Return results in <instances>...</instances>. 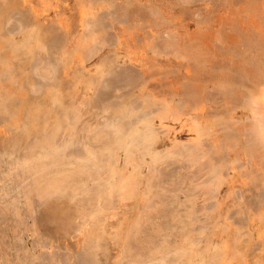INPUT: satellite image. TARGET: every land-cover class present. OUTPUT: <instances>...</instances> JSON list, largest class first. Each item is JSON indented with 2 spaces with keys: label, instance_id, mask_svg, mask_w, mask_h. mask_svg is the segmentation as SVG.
I'll use <instances>...</instances> for the list:
<instances>
[{
  "label": "rangeland",
  "instance_id": "1",
  "mask_svg": "<svg viewBox=\"0 0 264 264\" xmlns=\"http://www.w3.org/2000/svg\"><path fill=\"white\" fill-rule=\"evenodd\" d=\"M12 1L7 3L5 0H0L1 13L4 10L10 12L4 14L6 17L0 13V20L3 21H0V164L4 166L13 165L8 170L11 172L10 178H14V181L18 183L16 185L18 188L23 185L21 180L25 177L28 178L25 182L26 185L29 182L32 187L34 185L39 187V184L44 188L46 186L44 196L49 199L45 198L50 205H46L48 202L45 204L43 207L45 215L41 211L38 219L42 216V220H38V222H41L40 225H42L47 221L48 223L45 224L50 226L47 227V230L45 229L46 225H43L44 231L40 227V229H36L38 232L35 230L36 222L32 223V220L29 222L31 230H27L28 232L22 230L23 227L20 228L22 231H18L19 228L17 230L13 226L12 230L14 229V231L11 230V237L7 238L8 242H26L28 249L33 248L34 242L35 244L39 243L36 245L38 248L34 251L37 259H35V264H44V261L39 257L44 254H49L50 257L51 253L58 250L60 254L62 252L69 255L71 252L70 255H72L76 252L74 249L81 248L78 247L80 245L77 243L80 235L79 232L68 230L67 227L74 225V220L79 221L81 212H84L83 209L91 208L94 210L90 209L91 211L102 215L101 221L104 217V222H101L102 225L100 223V226L106 227L107 223L106 228L108 230L114 228L112 231H115L116 227L124 225V227L131 228L141 236L144 253L142 254V264H264V117H262V115L264 116V0H133L132 5H128L123 0H117L115 3L119 8L112 7V9L118 8L117 12L111 10L109 6L107 7L108 0H104L106 3L104 1L100 3V0L98 2L96 0ZM137 1H140L141 4ZM98 3L100 5H97ZM119 3L127 4L130 6V10L133 8L135 13L129 10V13L133 12L130 13V16L128 13L120 12ZM138 4L140 5L138 6ZM10 5L12 6L11 9L8 8ZM108 5H110L109 2ZM150 7L156 8L155 11L154 9L153 11L150 10ZM109 8L112 14L109 12ZM147 9L149 14H147ZM146 11L147 15H141ZM94 12H101L102 16L106 14L105 17L103 16L106 20H102L101 14L95 15ZM115 12L119 19L122 17L120 23L117 21L121 25L112 22L114 19L118 20ZM136 12L139 21L136 20ZM152 12L154 13L152 14ZM8 14L10 19L7 18ZM126 15H129L130 19ZM95 16H100L98 18L101 21L95 19ZM107 16L110 18L107 19ZM123 16L125 17L123 18ZM20 17L21 23L22 21L27 24L30 22L28 25L33 28L36 27L39 31H41V26L50 30V34L56 32L52 37H56L57 34L61 37L56 38L62 39L63 42L60 40L59 44L53 42L54 45L57 44L54 46L57 48L53 49L52 43L50 48L53 50L49 48L48 51L47 46L42 45V47L47 48L43 50L38 43L27 45L29 47L22 50L20 46L26 38L21 39L24 38V35L22 34L23 37H21L22 35L18 34L20 33L19 29L16 33L8 34V36L5 34L6 31H8L7 33L12 32L17 26L21 27L19 26L21 25L20 22L15 23V20L18 19L19 21ZM126 17L128 20H133L134 17V20L128 21ZM111 18H113L112 21ZM93 20L96 21L94 24ZM87 21H89L88 23L92 22L91 25ZM102 21L107 22L104 24ZM126 21L131 23L128 24ZM91 28L93 29L92 34L94 31L97 38L91 34ZM96 28L101 31H98L100 35H97ZM103 34L105 38L102 36ZM109 34L110 37H108ZM169 37L170 39L175 37V41L178 39L180 48L177 47L178 44L173 39H171L173 41L170 40V44L175 42V46L169 44L168 47L164 39ZM97 39H100L102 44H99L101 42ZM197 39L199 40L197 41ZM192 40L196 43L194 47L193 44L195 45V43ZM21 41L23 42L19 44L18 42ZM191 41L192 43H190ZM158 42H161L160 46ZM93 43L95 44L93 45ZM153 44L154 46H152ZM163 44L166 45L163 46ZM256 45L259 46L256 47ZM190 46L194 49L192 50ZM184 48L190 51L186 49L187 54H184ZM161 51H166V54ZM201 52H205V56ZM190 55L194 59L193 62ZM108 56H110L109 58L113 56V59L117 58L115 59L116 62L114 61L116 64L110 61L107 63ZM200 57L203 58L200 59ZM189 58L191 59L189 60ZM102 60H106L107 64ZM253 61L256 62V65L259 62L257 65L259 70ZM103 62L105 63L104 67L102 66ZM108 64H118L117 68L122 70L115 69L116 66H107ZM201 65L203 66L201 67ZM110 67H113L111 69H115V72L123 71L124 68H131L135 71L137 78H139V74L143 75H140L142 81L147 77V81H144L148 83L143 81L145 84L142 82V84H137L139 79L135 82L136 85H142V89L145 88L143 97L148 94L145 97L149 99L145 97L143 100H139L142 97L137 99L140 104L144 105L145 103L143 109H148L150 106L151 109L154 108L153 111L156 110L153 115L149 116L153 124L149 125L143 119L139 124V128H141L139 134L145 135L142 140L144 143L142 142L140 145L139 151V156L143 155L144 157V160H140L142 162L136 155H134L135 157L129 155L130 152L128 151L119 149V151L114 152L111 148L115 142L119 141L121 129L124 130L127 125H124V122L128 123L135 120L137 117L135 114L138 111L132 112V115L127 117L122 114L124 119L119 118L121 116L119 113L117 115L119 128H117L110 126L112 125L110 117L113 115L108 113L112 111L104 112L105 115H103L101 112L100 114L97 113L96 109L87 107V104H93L96 101V97L98 98L96 93L100 94V88L104 85L102 89L104 90L106 87L104 82H100V87L97 78L100 79L101 75L104 77V74L111 77L112 73H115L113 71L111 73ZM106 70L109 74L106 73ZM249 73L252 74V76L249 75L252 82L247 81ZM92 76L95 79L92 80ZM110 77H105L104 80ZM238 78L244 79V82L247 81L245 84H250H247L248 86L240 85ZM225 79L236 83L234 87H231L234 90H227L224 86L219 87L221 86L219 83ZM94 80L97 82H93ZM215 81L216 83H214ZM135 83L133 86L138 87L134 85ZM54 84H57V88L62 87L61 96L64 102L68 103L69 106L72 104L70 106L72 108H67L63 113H60L62 116L60 114L58 116L55 111H52L60 102L63 105L62 100L56 104L57 101L54 102L50 99L52 97L51 94L49 95L48 88ZM95 84L96 87L93 86ZM134 87H129V89L132 90ZM140 88H134L135 92L138 90L137 94H139ZM187 89L192 91L190 93L188 91L189 94H187ZM251 89L255 94L254 98L249 93ZM182 92L184 93L182 94ZM117 93L118 96L122 92L117 90ZM171 93L176 95L173 96ZM149 94L154 96L153 100L156 101H154V105H151L153 101H150L152 96ZM194 95L197 96L193 97ZM196 97L197 99L194 100ZM256 97L258 100L263 99L258 101ZM173 99L178 102L175 103ZM149 101L150 105L147 104ZM253 101L257 102L254 103ZM105 105L109 106L108 103ZM179 105L182 109H179ZM58 106L64 108L63 106L60 107L61 105ZM178 106L179 108H176ZM103 107L106 108V106ZM254 110H257L256 113ZM113 112L116 118L115 112L117 111L114 110ZM121 118L123 119L122 122H120ZM216 118H219V121H216ZM208 123L211 126L209 128L211 131L204 129ZM261 123L262 125H260ZM123 125L124 127L121 128ZM226 125L227 127H225ZM151 128L155 132H152V137L149 135ZM231 129L233 131L230 132ZM108 133L112 137L108 136ZM113 137H115V141L110 139ZM90 140L93 142L91 144L93 147L94 144L97 146L99 144L98 147L96 146V150L92 146L90 147ZM249 141L252 142L251 145ZM55 142L57 146H55ZM51 143L54 145L52 146ZM206 145L209 148L214 146L215 149L211 148V152L205 153V150L208 149V146L205 148ZM48 147L50 150L51 148L54 150L48 151V154L45 155L38 154L39 150H47ZM189 148L191 149L189 150ZM91 149H94V152L93 150L89 152ZM108 149H112L110 152L113 151V155L116 154L114 159ZM184 152L186 153L184 154ZM72 153L82 156L75 157ZM91 153L99 158L102 157L99 165L94 164L96 162L95 155L93 156ZM153 155L159 156L161 161L159 159L157 162L154 161L157 158ZM211 157L212 159H210ZM215 157L219 160L222 159L220 164L223 162L226 164L228 161L227 168L223 169L220 178L215 176L213 172V169L215 171L213 161ZM217 159L215 162L218 161ZM86 164L87 166H85ZM88 164L92 165L88 167ZM220 164L218 163V165ZM91 166L92 170L90 169ZM117 166H119L118 169ZM158 168L165 170L159 174ZM0 169V178L7 176V169L1 166ZM88 169L91 172H88ZM171 169H174V172ZM163 171L167 175L170 172V176H167ZM172 173H175V176ZM161 174H165L164 176L167 178L162 177ZM35 182L40 183L35 184ZM25 183L23 186L26 188L20 187L18 189L15 186L16 192L21 190L20 192L23 193L22 191L25 189L27 193L31 191V197L36 198L39 193L35 191L37 186L35 189H33L34 187L31 189V186L27 188ZM114 184L116 185L111 186ZM42 186L40 188H43ZM37 191L39 190L37 189ZM56 198L58 202H55ZM162 198H166L167 203L170 200L172 203L169 202V204L172 205L165 206L167 203ZM80 201L82 202L79 204ZM162 205H164L163 210L160 208ZM86 206L87 208H84ZM165 207L166 209H164ZM69 213L76 215L74 214L72 217ZM43 216L48 220L44 219ZM64 216L67 217L66 220L72 217L71 223L73 224L69 223L70 221H67L68 224H66V217L64 218ZM96 219L94 224L97 225L100 219L97 222ZM0 224L6 227L3 222ZM65 224L68 226L65 227ZM51 226L56 227L54 231L51 230L53 228ZM45 230L53 233L51 232L49 235ZM41 232L46 233L40 234ZM72 232L74 233L72 234ZM41 238L43 239L42 242L50 244L47 248H41L42 242L37 243ZM75 243L77 244L75 245ZM113 248L111 250L110 248H106V250L103 248L104 251L98 249L100 253L103 252L104 258L109 256V263L107 264L116 262L117 251ZM6 249H9V252ZM0 251H7L9 258L14 261L17 260L16 249L4 246L0 248ZM107 252L108 254L111 252V254L107 255ZM19 255L21 256L22 253ZM46 255L44 256L47 257ZM49 257L47 258L49 259ZM69 262L68 264H73V261ZM57 264H61V262Z\"/></svg>",
  "mask_w": 264,
  "mask_h": 264
},
{
  "label": "bare ground",
  "instance_id": "2",
  "mask_svg": "<svg viewBox=\"0 0 264 264\" xmlns=\"http://www.w3.org/2000/svg\"><path fill=\"white\" fill-rule=\"evenodd\" d=\"M94 1V0H93ZM97 2H98V0H96ZM104 0H100V3L101 2H103ZM105 1H107V0H105ZM104 1V3H106ZM115 1L117 2V0H108L107 1V7L109 6L110 8H111V10H118V6H116V3H115ZM121 1V0H120ZM123 1H125L126 3H128V5H132V3H133V0H123ZM148 1V0H147ZM5 2H13L12 0L10 1V0H5ZM108 2L110 3V5H108ZM135 2V1H134ZM137 2H140V1H137ZM145 2V1H144ZM151 2V1H150ZM6 3V4H7ZM83 3V2H82ZM93 3V2H92ZM149 3V2H148ZM147 3V4H148ZM152 3V2H151ZM187 3V2H186ZM189 3V2H188ZM14 4V3H13ZM13 4H11V5H13ZM18 4V3H17ZM120 4V3H119ZM118 4V5H119ZM140 4H141V2H140ZM140 4H138V6L140 5ZM146 4V3H145ZM145 4H144V6H145ZM150 4V3H149ZM148 4V5H149ZM5 4H3V6H4ZM9 5V4H8ZM10 5V7H8L9 9H11V6ZM15 5V4H14ZM97 5H100L99 3L97 4ZM102 5V4H101ZM127 4H123V3H121L120 4V12H124V13H128L129 15H130V13H133L134 11H133V8H132V10H130V6H128ZM143 5V4H142ZM141 5V6H142ZM91 6L92 7H94L92 4H91ZM103 6V5H102ZM102 6H97V7H102ZM118 7L117 9L116 8H114V9H112V7ZM137 6V5H136ZM153 6V5H152ZM2 7V6H1ZM4 7H6V5L4 6ZM96 7V6H95ZM134 7V6H133ZM102 8H104V10L106 11V9H105V7L103 6ZM110 8H109V10H110ZM121 8H122V10H121ZM167 8V7H166ZM8 9V10H9ZM150 10H152L153 11V9H154V11H155V9L156 8H152V7H150L149 8ZM1 10V9H0ZM99 10V9H98ZM111 10L109 11L111 14H112V12H111ZM133 11V12H128V11ZM134 10H135V8H134ZM141 10V9H140ZM145 10V9H144ZM3 11V10H2ZM101 11V10H100ZM104 11V12H105ZM147 11H148V9H147ZM147 11L144 13V14H141V15H145L146 13H147ZM161 11V10H160ZM9 11H7V10H4L2 13H1V11H0V13L2 14V16L3 17H6V16H4V14H6V13H8ZM107 12V11H106ZM117 12V11H116ZM115 12V13H116ZM142 13H143V11H141ZM151 12V11H150ZM10 13V12H9ZM11 13H13L12 11H11ZM91 13V12H90ZM90 13H88V14H90ZM96 13V14H95ZM99 13V12H98ZM97 12H94V14L95 15H97L98 14ZM115 13H113V14H115ZM135 13V12H134ZM140 13V12H139ZM154 12H152V14H153ZM157 13V12H156ZM99 14H101V16H102V13L100 12ZM98 14V15H99ZM108 14V13H107ZM110 14V16H112ZM122 15V13H119V15ZM147 14H149V11H148V13ZM146 14V15H147ZM104 15H106V14H104ZM103 15V16H104ZM116 15H117V13H116ZM129 15H126L127 17L129 16ZM137 15V12H136V14H135V16ZM140 15V14H139ZM156 15V14H155ZM11 16V15H10ZM101 17L102 18V20L103 19H105L104 17ZM109 16V15H108ZM107 16V17H108ZM114 16V15H113ZM131 16V15H130ZM130 16H129V19H130ZM22 17V16H21ZM21 17H20V20L18 21V19L17 20H15V23H18V22H20V24L21 25H19V26H21V27H16L15 29H11L12 30V32H10V33H7L8 31H6L5 32V34H7L6 36H8V34H11V33H16V31H18V29H19V32L20 33H18V34H20V35H24V38H21V39H25V40H23V41H21V42H18L19 44H21L22 42V44H21V46H20V48L22 49V50H25V48L26 47H29L31 44H33V43H38L39 44V46H41L42 47V45H44L45 47L47 46L48 47V49L47 48H45V47H42L41 49H43V50H45V49H47V51L49 50V48L50 47H52V46H50V44H52L53 42L54 43H58L59 44V40H58V38H56V37H61V36H57V34H56V37H52L53 35H54V33H56V32H54V33H52V34H50V30H47L46 28L44 29V28H42L41 26H40V30L41 31H39L36 27V29L35 28H33L31 25H28L26 22H24V21H22V23H21ZM99 18H100V16H98ZM98 17H94L95 19L97 18L98 20H100ZM115 17V16H114ZM113 17V18H114ZM125 16H123V18H124ZM127 17H126V19H127ZM138 15H137V18H136V20L137 21H139L138 20ZM141 17V16H140ZM7 18H9V14L7 15ZM24 18V17H23ZM110 17H108L107 19H109ZM113 18H111V21L113 20ZM122 17H120V19H121ZM142 18V17H141ZM5 18H3V20H4ZM10 19V18H9ZM14 19H16V18H14ZM117 19L118 20H116V19H114V21H112V22H116L117 23V21H119V23L121 22V20L119 19V16L117 15ZM125 19V20H126ZM23 20V19H22ZM90 20H92V19H90ZM98 20H97V22H98ZM106 20V19H105ZM128 20V19H127ZM132 20V19H131ZM131 20H128V21H131ZM133 20H134V17H133ZM132 20V21H133ZM145 20V19H144ZM146 20H148L147 18H146ZM160 20V19H159ZM0 21H2V20H0ZM5 21H6V19H5ZM5 21H4V23H5ZM8 21V20H7ZM10 21V20H9ZM25 21H26V18H25ZM101 21V20H100ZM108 21H110V20H108ZM128 21H126V22H128ZM3 22V21H2ZM89 21H87V23H88ZM93 22V24H94V22H96V21H92ZM92 22H90V23H92ZM103 22V21H102ZM107 22V21H106ZM106 22H103L104 24L106 23ZM154 22V21H153ZM1 23V22H0ZM4 23H2V24H4ZM14 23V24H15ZM26 23V24H25ZM36 23V22H35ZM90 23H88V24H90ZM99 23V22H98ZM97 23V24H98ZM119 23H117V24H119ZM124 23H125V21H124ZM124 23H122V24H124ZM129 23H131V22H128V24ZM132 23H135V22H132ZM136 23H138V22H136ZM14 24H13V26H14ZM34 24V23H33ZM113 24V23H112ZM148 24V23H147ZM17 25V24H16ZM27 25V26H26ZM91 25V24H90ZM89 25V26H90ZM101 25H103V24H101ZM119 25H121V24H119ZM125 25V24H124ZM31 26V27H30ZM33 26H35V25H33ZM36 26H38V25H36ZM50 26V25H49ZM93 26V25H92ZM95 26V25H94ZM98 26V25H97ZM104 26V25H103ZM107 26V25H106ZM105 26V27H106ZM111 26V25H110ZM116 26V25H115ZM0 27H1V25H0ZM2 27H6V26H2ZM39 27V26H38ZM100 28H101V26H99ZM167 27V26H166ZM26 28V29H25ZM31 28H32V30H31ZM103 29H105L104 27H102ZM112 28V27H111ZM118 28H119V26H118ZM140 28H141V26H140ZM150 28V27H149ZM103 29H102V31H103ZM107 29V28H106ZM105 29V30H106ZM116 29V28H115ZM114 29V30H115ZM135 29V28H134ZM137 29V28H136ZM2 30V29H1ZM92 28H91V34H92ZM96 32H98V31H100V30H98L97 28H96ZM120 30V29H119ZM151 30V29H150ZM21 31H22V33H21ZM101 32V31H100ZM100 32H98V34L97 35H100L99 33ZM125 33V32H124ZM93 34L95 35L96 33L93 31ZM92 34V35H93ZM104 34H106V33H104ZM104 34L102 35L103 37H104ZM117 34V33H116ZM119 34H121V33H119ZM143 34V33H142ZM152 34V33H151ZM23 35L21 36V37H23ZM158 35V34H157ZM169 35V34H168ZM2 36V35H1ZM5 36V35H4ZM5 36V37H6ZM72 36V35H71ZM74 36V35H73ZM101 36V37H102ZM108 36V35H107ZM14 37V36H13ZM95 38H97V36L95 35L94 36ZM100 37V36H99ZM108 37H110V34H109V36ZM111 37H112V35H111ZM117 37V36H116ZM127 37V36H126ZM167 37V36H166ZM170 37H171V35H170ZM170 37L167 39L168 41H169V43H168V41L166 40V39H164L165 40V43L166 44H168L167 46L169 47V44H170V40L171 39H173V38H171L170 39ZM173 37V36H172ZM7 38V37H6ZM90 38V37H89ZM105 38V37H104ZM118 38V37H117ZM162 38V37H161ZM115 39V38H114ZM163 39V38H162ZM174 39H175V37H174ZM173 39V40H174ZM13 40V39H12ZM11 40V41H12ZM62 40V39H61ZM60 40V42H63V41H61ZM64 40V39H63ZM67 40V39H66ZM98 41L100 40V39H97ZM101 40H103L102 38H101ZM101 40H100V42H101ZM106 40V39H105ZM138 40V39H137ZM173 40H171V41H173ZM199 39H197V41H198ZM134 41V40H133ZM167 41V42H166ZM175 41V40H174ZM177 41H178V39H177ZM177 41H175V42H177ZM180 41V40H179ZM188 41V40H187ZM193 41V40H192ZM192 41L190 42V43H192ZM80 42V41H79ZM106 42V41H105ZM107 42H108V40H107ZM109 42H110V40H109ZM164 42V41H163ZM174 42V43H175ZM189 42V41H188ZM15 43V42H14ZM17 43V42H16ZM54 43L52 44L53 45V49L54 48H57V47H54V46H56V45H54ZM114 43V42H113ZM159 43V42H158ZM161 43V42H160ZM159 43V46L161 45ZM170 44V46L171 45H174L175 46V44ZM186 43V42H185ZM193 43H195L194 41H193ZM95 43H93V45H94ZM99 44H102V42L101 43H99ZM99 44H97V45H99ZM105 44V43H104ZM108 44V43H107ZM165 44V45H166ZM177 44H178V42H177ZM184 44V43H183ZM199 44H201V43H199ZM199 44H197L198 46H200ZM27 45H29V46H27ZM136 45V44H135ZM134 45V46H135ZM164 44H163V46H165ZM181 45H182V43H181ZM185 45V44H184ZM67 46V45H66ZM81 46V45H80ZM131 46V45H130ZM152 46H154V44L152 45ZM158 46V45H157ZM174 46H173V48H174ZM183 46V45H182ZM181 46V47H182ZM194 46H196V43H195V45L193 44V47ZM250 46V45H249ZM253 46V45H252ZM259 46V45H258ZM257 45H256V47H258ZM60 47H61V45H60ZM100 47H105V46H100ZM133 47V46H132ZM131 47V48H132ZM178 48H180L179 47V44H178V46H177ZM191 47V46H190ZM38 48V47H37ZM45 48V49H44ZM52 48H50V49H52ZM157 48V47H156ZM155 48V49H156ZM200 48H202V47H200ZM205 48V47H204ZM250 48H252L251 46H250ZM27 49H29V48H27ZM26 49V50H27ZM52 49V50H53ZM100 49V48H99ZM99 49H98V52H99ZM152 49H154V48H152ZM187 49V48H186ZM185 48H184V52H185V50H186ZM190 49V48H189ZM191 49L193 50L194 48H192L191 47ZM35 50H38V49H36L35 48ZM102 50V49H101ZM165 50H167V49H165ZM169 50H171V49H169ZM188 50V49H187ZM197 50H198V48H197ZM200 50V49H199ZM46 51V52H47ZM153 51V50H152ZM181 51H183L182 49H181ZM188 51H190V50H188ZM195 51V50H194ZM203 51H205V50H203ZM24 52V51H23ZM95 52H97V51H95ZM161 52H163L164 54H166V51H161ZM160 52V53H161ZM196 52V51H195ZM206 52V51H205ZM204 52V53H205ZM32 53V52H31ZM34 53V52H33ZM45 53V52H44ZM50 53H51V51H50ZM156 53V52H155ZM160 53H158L159 55H160ZM188 53H190V52H188ZM194 53V52H193ZM201 53H203V52H201ZM203 53V54H204ZM27 54V53H26ZM162 54V53H161ZM168 54V53H167ZM172 54H173V51H172ZM181 54V53H180ZM184 54H187V51L184 53ZM205 54H207V52L205 53ZM205 54H204V56H205ZM4 55V54H3ZM116 55V54H115ZM202 55V54H201ZM259 55V54H258ZM257 55V56H258ZM87 56V55H86ZM191 56V55H190ZM208 56V55H207ZM110 56H108L107 58H108V61H107V63L110 61L111 63H115L116 62V60L115 59H117V58H115V59H113V56L111 57V58H109ZM118 57V56H117ZM182 57V56H181ZM31 58V57H30ZM118 58H120V57H118ZM191 58H192V56H191ZM191 58H189V60L191 59ZM201 58H203V57H200V59ZM205 58V57H204ZM104 59H106V57H104ZM124 59V58H123ZM188 59V58H187ZM196 59H198V58H196ZM252 59V58H251ZM250 59V60H251ZM107 60V59H106ZM106 60H102V61H104L105 63H106ZM119 60V59H118ZM194 61V59L192 58L191 59V61ZM203 60H205V59H203ZM207 60H208V58H207ZM2 61V60H1ZM115 61V62H114ZM170 61V60H169ZM192 61V62H193ZM196 61V60H195ZM202 61V60H201ZM200 61V62H201ZM255 61V60H254ZM253 61V62H254ZM103 62V67L105 66L104 63ZM210 62V61H209ZM253 62H252V64H253ZM258 62V61H257ZM106 63V64H107ZM202 63H204V62H202ZM206 63V62H205ZM255 63V65H256V62H254ZM261 63V62H260ZM116 64V63H115ZM112 65V66H116V68L115 69H120V68H117L118 66V64L117 65ZM201 64V63H200ZM199 64V65H200ZM258 64H259V62H258ZM257 64V65H258ZM21 65V64H20ZM24 65V64H23ZM111 65H107V66H111ZM256 65V66H257ZM25 66V65H24ZM101 66V65H100ZM196 66H198V65H196ZM203 65H201V67H202ZM252 66V65H251ZM36 67V66H35ZM124 67V66H123ZM252 67H254V65L252 66ZM258 67V66H257ZM19 68V67H18ZM111 68H113V67H110V69ZM122 68V67H121ZM127 68H129L128 66H127ZM137 68V67H136ZM256 68V67H255ZM114 69V70H115ZM254 69V68H253ZM257 69V68H256ZM107 70L109 71V69L107 68ZM107 70H106V73H108L107 72ZM114 70H112L111 69V73H112V71L113 72H115ZM120 70H122V69H120ZM257 70H259V67H258V69ZM17 71H18V69H17ZM256 71V70H255ZM261 71V70H260ZM135 71L134 70H131V68L130 69H126V68H124L123 69V71H116L114 74L112 73V76L110 77V75L108 76L107 74H104L105 76L103 77V75H101L102 77H103V79H102V77L99 79V78H97L99 81V84H100V87H101V83L100 82H104V83H106L105 85H106V87L104 88V90H102L103 89V87H104V85H103V87H99L101 90H99L100 91V94L98 95V92L96 93V95L98 96V98L96 97V95H95V97H96V101H94L95 102V104H94V102H93V104L91 103H89V104H87V107L89 108V107H91V108H94V109H96L97 110V113H99L100 114V112H101V114H103V115H105L104 114V112L105 113H107V112H111V113H108V114H112L113 116L112 117H110L111 118V124L112 125H110V126H116L117 128H119L118 127V123H117V118H118V114L119 113H121L120 115L121 116H119V118L120 117H122L123 119H124V117H127V116H130V115H132L131 113L132 112H137L135 115L137 116L136 117V119L135 120H133V121H130V122H128V123H126V122H124L125 124L124 125H126V127L124 128V130H122L121 129V134H119L120 135V137H119V141L118 142H115V145L113 146V147H111L113 150H114V152L116 151V150H118L119 151V149H123V150H125V151H128V152H130L129 153V155L131 154V156L132 157H135L134 155H136V157L139 159V161L140 160H144L143 158V155L141 156H139V151H140V145L142 144V140H143V138L145 137V135L143 136V134L141 133V134H139L140 133V129L141 128H139V124H141L140 122H141V119H143L147 124H153V122H152V119L149 117L150 115H153L154 113H155V111H153V109H151L150 108V106H148V109H143V106L145 105V103H144V105H142V103L140 104L139 102H138V100L137 99H139V98H141L142 97V99H139V100H143L144 99V97L145 96H148V94L147 95H144V97L142 96V94L144 93L143 91L145 90V88H143L142 89V83H143V81L144 80H146V78L147 77H145L144 78V80L142 81L141 80V78H140V75H142V74H139L138 76H139V78H137V75L135 76V73H134ZM254 72V71H253ZM79 73V72H78ZM103 74V73H102ZM109 74V73H108ZM247 74V73H246ZM150 75V74H149ZM153 75V74H152ZM209 75H210V73H209ZM244 75V74H243ZM242 75V76H243ZM249 75H251L252 76V74H248V80L247 81H249L250 79V76ZM91 76V75H90ZM143 76V75H142ZM147 76V75H146ZM211 76H213V75H211ZM245 76V75H244ZM27 77H29L28 75H27ZM26 77V78H27ZM93 78H92V80L93 79H95L94 78V76H92ZM105 77H110L109 79H106V80H104V78ZM264 77V76H263ZM91 78V77H90ZM210 78V77H209ZM213 78V77H212ZM243 78V77H242ZM60 79V78H59ZM138 79H139V81H138ZM239 79V78H238ZM247 79V78H246ZM252 79V78H251ZM55 80V79H54ZM101 80V81H100ZM102 80H104V81H102ZM191 80V79H190ZM203 80V79H202ZM223 80V79H222ZM244 79H239V81H241V82H239L238 81V83H240V85L242 84L243 86L245 85V86H248L247 84H250V83H246L245 84V82H247V81H243ZM90 81H91V79H90ZM138 81V83L137 84H139V83H141L140 85L141 86H139V85H136V83L135 82H137ZM147 81V80H146ZM146 81H144L145 83H148V82H146ZM149 81V80H148ZM220 81V80H219ZM243 81V82H242ZM251 81V80H250ZM93 82H97L96 80H94ZM93 82H92V84H93ZM190 82V81H189ZM188 82V83H189ZM221 82V81H220ZM252 82V81H251ZM57 83V82H56ZM59 83V82H58ZM133 83H135L134 85H136V86H138L139 88H140V92H139V94H137V92H138V90H137V92H135V89L136 88H138V87H134L133 86ZM145 83H143V84H145ZM214 83H216V81L214 82ZM217 83H219V82H217ZM64 84V83H63ZM96 84H98V83H96ZM96 84L95 85H93L94 87H96ZM191 84V83H190ZM221 86H219L220 88H222V86H224L225 88H227V90L228 89H230V90H234V89H231V87H234V85H236V83H232V81L230 82L229 80H224V81H222L221 83H219ZM57 85V84H56ZM55 84L52 86V87H50V88H48V92H49V95L51 94V97L52 98H50V99H52V100H54V102L55 101H57L56 102V104L59 102V101H63V105H62V103L60 102V104H58V105H61L60 107H64V108H59V106L57 105V106H55L54 107V109H52V111L54 112L55 111V114H57L58 116H59V114L60 113H63L67 108H72V107H70V106H72V104L69 106V104L68 103H65L64 102V99L62 98V96H61V93H62V87L60 86V87H58L57 88V86H56ZM59 85V84H58ZM63 86V85H62ZM93 86H91V87H93ZM99 86V85H98ZM189 86H191V85H189ZM215 86V85H214ZM129 87H134L132 90H130L129 89ZM192 87V86H191ZM198 87V86H197ZM216 87V86H215ZM218 87V86H217ZM250 87V86H249ZM61 88V89H60ZM187 88V87H186ZM199 88V87H198ZM219 88V89H220ZM87 89V88H86ZM95 89H97V88H95ZM190 89H193V88H190ZM197 89V88H196ZM195 89V90H196ZM200 89V88H199ZM117 90L118 91H120V92H122L120 95H116V94H118L117 93ZM172 90V89H171ZM174 90V89H173ZM172 90V91H173ZM226 90V89H225ZM248 90H249V88H248ZM183 91H185V90H183ZM189 91V89H187L186 90V93ZM192 91V90H191ZM191 91H189V93L191 92ZM203 91V90H202ZM256 91V90H255ZM47 92V93H48ZM193 92H195V91H193ZM197 92H199L198 90H197ZM197 92H195L196 94H197ZM229 92H234V91H229ZM184 92H182V94H183ZM189 93H187V94H189ZM249 93H250V95H252L251 97L252 98H254L255 97V94H253L254 92L252 91V89L249 91ZM166 94V93H165ZM170 94V93H169ZM173 96L174 95H176L175 93H171ZM186 94V95H187ZM194 94V93H193ZM192 94V95H193ZM230 94V93H229ZM258 94V93H257ZM262 94V93H261ZM150 95V94H149ZM185 95V94H184ZM197 95H199V94H197ZM197 95H194L193 97H195V96H197ZM226 95H227V93H226ZM5 96V95H4ZM150 96H152V94L150 95ZM182 96V95H181ZM229 96V95H228ZM258 96V95H257ZM260 96V95H259ZM135 97H136V99H135ZM172 97V96H171ZM177 97V96H176ZM192 97V96H191ZM190 97V98H191ZM261 97H263V96H261ZM145 98H148V97H145ZM151 98V97H150ZM172 98H174V97H172ZM184 98V97H183ZM189 98V99H190ZM231 98H232V96H231ZM236 98V97H235ZM257 98V97H256ZM255 98V99H256ZM92 99H94V98H92ZM92 99H90L91 101L90 102H92ZM149 99V98H148ZM154 99V96H152V99H150V101H153V104H152V102H151V105H154V101L155 100H153ZM192 99V98H191ZM197 99V97L196 98H194V100H196ZM251 99V98H250ZM260 99H263V98H260ZM259 99V100H260ZM171 100V99H170ZM174 100V99H173ZM193 100V99H192ZM234 100V99H233ZM257 100H258V98H257ZM258 100V101H259ZM150 101L149 102H147V104H149L150 105ZM175 101V100H174ZM182 101V100H181ZM180 101V102H181ZM251 101H252V99H251ZM156 102V101H155ZM163 102V101H162ZM171 102H172V100H171ZM176 102H178V101H175V103ZM191 102V101H190ZM254 103L255 102H257V101H253ZM262 102V101H261ZM264 102V101H263ZM101 103H108L109 104V106H107V105H101ZM168 103V102H167ZM253 103V104H254ZM25 104V103H24ZM100 104V105H99ZM180 104H182V103H180ZM190 104V103H189ZM192 104V103H191ZM252 104V103H251ZM257 104V103H256ZM263 104V103H262ZM89 105V106H88ZM159 105V104H158ZM184 105V104H183ZM9 106V105H8ZM103 106H106V108L105 107H103ZM160 106V105H159ZM163 106V105H162ZM180 106V105H179ZM179 106L178 107H176V108H179ZM186 106V105H185ZM109 107V108H108ZM184 107V106H183ZM247 107V106H246ZM251 108V107H250ZM258 108H259V106H258ZM150 109V110H149ZM157 109V108H156ZM162 109V108H161ZM165 109V108H164ZM179 109H182L181 108V106H180V108ZM255 109H256V107H255ZM117 111V112H115L116 113V115L115 116H117L116 118L114 117V112L113 111ZM149 110V111H148ZM163 110V109H162ZM250 110V109H249ZM139 111H140V113H139ZM169 111V110H168ZM251 111V110H250ZM255 111H257V110H254V112ZM218 112V111H217ZM227 112V111H226ZM232 112V111H231ZM96 113V112H95ZM96 113V114H97ZM162 113V112H161ZM228 113H230V112H228ZM253 113V112H252ZM256 113V112H255ZM122 114H124V117H123V115ZM140 114V115H139ZM166 114V113H165ZM256 115H258V114H256ZM60 116H62V114H60ZM262 117H264L263 115H262ZM121 118V121L120 122H122L123 121V119ZM133 118V117H132ZM71 119H73V117H71ZM108 119V118H107ZM130 119V118H129ZM151 119V120H150ZM154 119V118H153ZM217 119V118H216ZM109 120V119H108ZM142 120V121H143ZM74 121V120H73ZM216 121H219V118L216 120ZM215 121V122H216ZM221 121H222V119H221ZM261 121V120H260ZM263 121V120H262ZM72 122V121H71ZM223 122V121H222ZM210 123V122H209ZM205 124L206 126L204 127V129L206 128L207 130H210L209 128H211V126H209L210 124ZM260 123V122H259ZM263 123H264V121H263ZM116 124V125H115ZM122 124V123H121ZM213 124V123H212ZM228 124H229V122H228ZM124 125L123 126H121V128L122 127H124ZM145 125V124H144ZM199 125V124H198ZM214 125V124H213ZM216 125H217V122H216ZM260 125H262V123L260 124ZM218 126V125H217ZM224 126V125H223ZM144 127V126H143ZM146 127V126H145ZM225 127H227V125L225 126ZM231 128H232V126H231ZM91 129V128H90ZM201 129H202V127H201ZM225 129V128H224ZM87 130V129H86ZM156 130V129H155ZM203 130V129H202ZM206 130V131H207ZM228 130V129H227ZM211 131V130H210ZM231 131H233L232 129L230 130V132ZM235 131V130H234ZM92 132V131H91ZM142 132H143V129H142ZM145 132V131H144ZM148 132V131H147ZM152 132L153 133H155L154 132V130L151 128L150 130H149V135L151 136V134H152ZM228 132V131H227ZM200 133V132H199ZM117 134V136H119ZM144 134H146V133H144ZM209 134V133H208ZM107 135V134H106ZM146 135H148V134H146ZM264 135V134H263ZM108 136H110L109 135V133H108ZM229 136V135H228ZM245 136V135H244ZM110 137H112V136H110ZM152 137V136H151ZM231 137H234V136H231ZM115 137H113V139L112 138H110L111 140H116V139H114ZM118 138V137H117ZM219 138H220V136H219ZM230 138V137H229ZM109 139V140H110ZM110 140V141H111ZM263 140V139H262ZM208 141V140H207ZM225 141V140H224ZM248 141V140H247ZM88 142H89V140H88ZM90 142H91V140H90ZM153 142V141H152ZM219 142V141H218ZM228 142V141H227ZM233 142V141H232ZM246 142V141H245ZM53 143V142H52ZM51 143V144H52ZM87 143V142H86ZM93 142H91L90 143V147L92 146V148H94L95 150H96V146H97V144H94V147H93V145H91ZM144 143V142H143ZM200 143H202V142H200ZM229 143H230V141H229ZM248 143V142H247ZM250 143H252V142H250L249 141V144ZM57 143L55 142V146H57L56 145ZM87 144H89V143H87ZM147 144V143H146ZM151 144V143H150ZM208 144V143H207ZM227 144V143H226ZM45 145H46V143H45ZM47 145H49V144H47ZM54 144H52V146H53ZM220 145V144H219ZM218 145V146H219ZM251 145V144H250ZM52 146H50V147H52ZM98 146H99V144H98ZM97 146V147H98ZM116 146V147H115ZM148 146V145H147ZM151 146V145H150ZM188 146V145H187ZM207 146L208 145H206V147L205 148H207ZM44 148H45V146H43ZM119 147V148H118ZM203 147H204V145H203ZM214 147V146H213ZM213 147H210L209 148V146H208V149H206L205 151V153H209V152H211V148H213ZM42 148V147H41ZM118 148V149H117ZM204 148V149H205ZM221 148V147H220ZM250 148V147H249ZM94 149H91V151H89V152H92V150H93V152H94ZM112 149H108V151L110 152V150H112ZM191 148H189V150H190ZM213 149H215V148H213ZM255 149V148H254ZM46 152H45V151ZM54 149L53 148H51V150L49 149V147L47 148V150L46 149H41V150H39L38 151V154L39 153H41V154H48V151H53ZM193 150V149H192ZM191 150V151H192ZM218 150V149H217ZM256 150V149H255ZM143 151V150H142ZM197 151H199V150H197ZM213 151V150H212ZM219 151V150H218ZM113 152V151H112ZM112 152H110L111 154V157H113V159L116 157V154H114L115 155V157H114V155L112 154ZM187 152V151H186ZM186 152H184V154L186 153ZM214 152V151H213ZM248 152V151H247ZM50 153V152H49ZM52 153V152H51ZM55 153H56V151H55ZM187 153H190V152H187ZM215 153V152H214ZM219 153V152H218ZM75 157L77 156V157H81L80 155H76V154H74V153H72ZM92 155H93V153H91ZM90 154V155H91ZM213 154V153H212ZM251 154V153H250ZM95 155V154H94ZM93 155V156H94ZM97 155H98V153H97ZM147 155V154H146ZM157 155H159V154H157ZM215 155V154H214ZM150 156V155H149ZM155 158H157V160L154 158V157H152V158H154L155 160L154 161H158V159H159V156H155V155H153ZM166 156V155H165ZM172 156V155H171ZM183 156V155H182ZM212 156V155H211ZM216 156V155H215ZM218 156V155H217ZM71 157V156H70ZM100 157H101V155H100ZM161 157V156H160ZM176 157H178V156H176ZM219 157V156H218ZM230 157V156H229ZM234 157V156H233ZM251 157V156H250ZM83 158H84V156H83ZM86 158V157H85ZM94 158L96 159V162L94 163V164H97V165H99L100 163H101V161H102V157L101 158H99L98 156H94ZM168 158H169V156H168ZM225 158V157H224ZM87 159H89V158H87ZM91 159H92V157H91ZM138 159H137V161H138ZM167 159V158H166ZM206 159H208V158H206ZM210 159H212V157L210 158ZM217 158L215 157L214 158V163H215V171H214V169H213V172L215 173V176H217V177H219V176H221L222 174H223V169L224 168H227L226 166V164L228 163V161H226L227 163L226 164H224V162L223 163H221L220 164V162H222L221 160L222 159H217L218 161L217 162H215V160H216ZM232 159V158H231ZM93 160V159H92ZM160 160V159H159ZM227 160V159H226ZM138 161V162H139ZM161 161V160H160ZM159 161V162H160ZM210 161V160H209ZM91 162H93V161H91ZM90 162V163H91ZM98 162V163H97ZM140 162H142V161H140ZM155 162V163H156ZM183 162V161H182ZM152 163V162H151ZM168 163V162H167ZM218 163L220 164V165H218ZM110 164V163H109ZM108 164V165H109ZM146 164V163H145ZM170 165L172 164V163H169ZM89 165H92V164H88V167H89ZM173 165H176L175 163H173ZM0 166L2 167V168H6L7 169V171L6 172H8L7 173V176H4V178L3 177H1L0 178V223L1 222H3L5 225L4 226H6V227H3L1 224H0V248H2V247H8V248H12V249H16V253H18L17 255H16V257H17V260L16 261H14L13 259H11V258H9L8 257V255H7V251L9 250V249H6L7 251H0V264H35V259H36V256L34 255L35 253H34V251H36V249L38 248L36 245H38L39 243L38 242H42V238H41V240L40 241H37V243L38 244H35V242H34V244H33V248L32 249H28L27 248V245H26V242L25 243H22L21 241L20 242H17V243H14V242H8V240H7V238L9 237H11V230H12V228H13V226H14V228H19V230L18 231H22V230H25V231H30L31 229H30V226H29V222H30V220H32V223H35L36 225H37V227L35 228V230L37 229V228H39L40 229V227L43 229V228H45V229H47L48 230V228L47 227H49L50 225L49 224H45V223H48L46 220H48L46 217H44V219H46V220H44V221H46V222H44V224H42V225H40V223L41 222H38V220L40 221V220H42L41 218H42V216H41V218H39L38 219V215H39V213L41 212V213H44L43 212V207H45V204L48 202L47 201V197H45L44 195H45V192L46 191H44V190H46V186H45V188H44V186H42V185H40L39 183H37V182H35V184H39V187L37 186V185H34L33 187L31 186L32 184H29V182H28V185H26V181L28 180V178L27 177H25V178H23L22 180H21V184L23 183V185H24V183H25V185L27 186V188H28V186L30 187L31 186V189L33 188V189H35V187H36V189H35V191L36 192H39L38 193V197L36 196V198L35 197H31L32 195H31V191L30 192H28L27 193V191H25V189H24V191H22L23 193H21L20 191H18V192H16L17 190H15L16 188H18V186H16V185H18V183L16 182V181H14V178H10V175H11V172H10V170H8V169H11V166H13L12 164H7L6 166H4V165H2V164H0ZM85 166H87V164L85 165ZM111 166V165H110ZM140 166V165H139ZM153 166V165H152ZM184 166V165H183ZM183 166H181L182 168H183ZM98 167V166H97ZM113 167H114V165H113ZM118 167L119 166H117V169H118ZM131 167V166H130ZM168 167H169V165H168ZM223 167V168H222ZM99 168V167H98ZM115 168V167H114ZM137 168V167H136ZM141 168V167H140ZM91 170H92V166H91V168H90ZM94 169H96V168H94ZM181 169V168H180ZM185 169V168H184ZM229 169V168H228ZM1 170V169H0ZM91 170L89 171V169H88V172H91ZM162 170H165V169H162ZM162 170H160L159 168H158V172H159V174L161 173V171ZM167 170V169H166ZM171 170H173V172H174V169H171ZM171 170H169V171H171ZM227 170V169H226ZM4 171V170H3ZM94 171V170H93ZM92 171V172H93ZM95 172V171H94ZM97 172V171H96ZM172 172V171H171ZM176 172V171H175ZM213 172H212V174H213ZM163 173H165V171H163ZM170 173V172H169ZM168 173V175L167 176H170V174ZM211 173V172H210ZM2 174V173H1ZM57 174V173H56ZM127 174V173H126ZM164 174V175H165ZM173 174V173H172ZM175 174V173H174ZM173 174V175H174ZM176 174H178V173H176ZM253 174V173H252ZM164 175H162L161 174V176L163 177ZM180 175H182V174H180ZM134 176V175H133ZM132 176V177H133ZM140 176V175H139ZM138 176V177H139ZM175 176V175H174ZM215 176H214V178H215ZM185 177V176H184ZM224 177V176H223ZM124 178V177H123ZM129 178V177H128ZM127 178V179H128ZM131 178V177H130ZM134 178H136V177H134ZM133 178V179H134ZM164 178H167L166 176H164ZM220 178V177H219ZM225 178V177H224ZM223 178V179H224ZM133 179H131V180H133ZM120 180H121V178H120ZM135 180V179H134ZM166 181H168V180H166ZM172 181V180H171ZM183 181V180H182ZM48 182V181H47ZM58 182V181H57ZM84 182H85V180H84ZM113 182V181H112ZM122 182V181H121ZM145 182V181H144ZM17 183V184H16ZM56 183V182H55ZM54 183V184H55ZM116 183V182H115ZM123 183V182H122ZM216 183V182H215ZM42 184V183H41ZM121 184V183H120ZM149 184V183H148ZM171 184V183H170ZM19 185H20V183H19ZM23 185H21L20 187H25V186H23ZM59 185V184H58ZM116 184H114V185H111V186H115ZM146 185V184H145ZM179 185V184H178ZM15 186H16V188H15ZM40 186H42L43 188H40ZM60 186V185H59ZM19 187V188H20ZM50 187V186H49ZM64 187V186H63ZM18 188V189H19ZM26 188V187H25ZM54 188V187H53ZM132 188V187H131ZM30 189V188H29ZM37 189L39 190V191H37ZM23 190V189H22ZM125 190V189H124ZM128 190V189H127ZM144 190V189H143ZM148 190V189H147ZM210 190V189H209ZM17 193V195L15 194V192ZM44 191V192H43ZM34 192V191H33ZM129 192V191H128ZM131 192H132V190H131ZM130 193V192H129ZM144 194H145V192H143ZM158 193V192H157ZM30 194V195H29ZM43 194V195H42ZM208 194V193H207ZM66 195V194H65ZM70 195V194H69ZM100 195V194H99ZM34 196H35V194H34ZM150 196V195H149ZM187 196H188V194H187ZM191 196V195H190ZM215 196V195H214ZM59 197V196H58ZM164 197V196H163ZM45 198H47V199H45ZM50 198V197H49ZM54 198V197H53ZM64 198V197H63ZM70 198V197H69ZM78 198V197H77ZM148 198V197H147ZM174 198V197H173ZM172 198V199H173ZM189 198V197H188ZM57 199V198H56ZM163 199V198H162ZM165 199V201H166V198H164ZM163 199V200H164ZM168 199H169V197H168ZM176 199V198H175ZM49 200V199H48ZM55 200V199H54ZM64 200V199H63ZM67 200V199H66ZM72 200H74V199H72ZM160 200H161V198H160ZM192 200V199H191ZM75 201V200H74ZM77 201V200H76ZM79 201V200H78ZM86 201V200H85ZM162 201V200H161ZM164 201V202H165ZM241 201V200H240ZM52 202H54V201H52ZM51 202V203H52ZM55 202H58V199L55 201ZM70 202V201H69ZM72 202V201H71ZM82 201H80L79 202V204L81 203ZM88 202V201H87ZM138 202V201H137ZM169 202H170V200L168 201V203H167V201H166V205L165 206H167V205H170L169 204ZM192 202V201H191ZM260 202V201H259ZM49 203V202H48ZM46 204V205H50V203L49 204ZM163 203V202H162ZM170 203H172V202H170ZM255 203V202H254ZM76 204H78V203H76ZM89 204V203H88ZM82 205H84V204H82ZM85 205H87V204H85ZM84 205V206H85ZM172 205V204H171ZM170 205V206H171ZM250 205V204H249ZM163 206L164 205H162V207H160V208H162V210H163ZM261 206V205H260ZM70 207H71V205H70ZM74 207V206H73ZM78 207V206H77ZM155 207V206H154ZM158 207V206H157ZM169 207V206H168ZM174 207V206H173ZM46 208H48V207H46ZM45 208V209H46ZM68 208V207H67ZM84 208H87V206L86 207H84ZM150 208V207H149ZM50 209V208H49ZM52 209V208H51ZM70 209H72V208H70ZM91 209V208H90ZM89 208H88V210H86V209H83L84 210V212L82 213L81 211V214H80V217H79V221L78 222H76L75 220L73 221V220H71V219H73L72 217H74V216H72V215H74V214H70L69 213V215H71L70 217V219L69 220H66L67 219V217L66 216H68L69 217V215H66V216H64V218H65V223L66 224H68V222L67 221H70L69 223H71V221H73V223H74V225H72L71 227L69 226V227H67L68 225H66L65 224V227H67L68 228V230H71V231H76V232H79V235L80 236H78V240H77V243L80 245V246H78L80 249H78V250H76V249H74L76 252L75 253H72V255H70L71 254V252L69 253V255L67 254V253H62L61 252V254L57 251V252H53V253H51V255H50V257L48 256V255H46V254H44V255H46L47 257H49V259L47 258V257H45L44 255L43 256H41V257H39L42 261H44L43 263L44 264H50L51 262H53V263H55V264H57L58 262H61V264H68V262L69 261H73V264H107V263H109L108 262V257L109 256H107V255H109V254H111V252L108 254V252L105 254L104 253V255H106L107 257H103V252L102 253H100V251H101V249H105L106 250V248L108 249V248H110V250H111V248H115L116 249V251H117V258L115 259L116 260V262L114 261V263H116V264H142V262H141V260L143 259L142 258V254H144L143 253V251H142V238H141V236L140 235H138V234H136V232H134L131 228L129 229V228H127V227H124V225L123 226H118V228L116 227V229H115V231H112V229H114V228H112V229H110V227H109V229L110 230H108V228H106L107 227V223H106V227L105 226H100V223L102 222H104V217H103V221H101L102 219L100 218V217H102V215H100L99 213H97V212H93L94 210L93 209H91V210H93V211H91ZM164 209H166V207L164 208ZM64 210V209H63ZM140 210V209H139ZM161 210V211H162ZM45 211V210H44ZM67 211V210H66ZM160 211V210H159ZM165 211V210H164ZM53 212V211H52ZM76 212V211H75ZM100 212V211H99ZM163 212V211H162ZM162 212H161V214H162ZM166 212V211H165ZM170 212H172L171 210H170ZM190 212V211H189ZM41 213H40V215H41ZM72 213V212H71ZM179 213V212H178ZM47 214V213H46ZM168 214V213H167ZM188 214V213H187ZM43 215H45V213L43 214ZM76 215V214H75ZM79 215V214H78ZM157 216V215H156ZM163 216V215H162ZM78 218V216H75V218ZM108 217V216H107ZM183 217V216H182ZM60 218V217H59ZM97 218V219H96ZM63 219V218H62ZM95 219H96V222H97V220L98 219H100V222H99V224L97 223V225L96 224H94V221H95ZM134 220V219H133ZM136 221V220H135ZM43 222V221H42ZM59 222V221H58ZM64 222V221H63ZM73 223H71V224H73ZM102 223H101V225H102ZM185 223V222H184ZM183 223V224H184ZM16 224V225H15ZM105 224V223H104ZM34 225V224H33ZM36 225H34V226H36ZM45 226V227H42V226ZM181 225V224H180ZM109 226V225H108ZM23 227V229L21 230L20 228H22ZM51 227H53L51 230L52 231H54V228H56V227H54V226H51ZM185 227V226H184ZM70 228V229H69ZM177 228V227H176ZM15 229V230H16ZM50 229V228H49ZM16 230V231H17ZM34 230V229H33ZM38 230V229H37ZM36 230V232H38ZM47 230H45L46 232H48ZM50 230V231H51ZM160 230V229H159ZM182 230V229H181ZM12 231H14V229L12 230ZM15 231V232H16ZM27 231V232H28ZM43 231H44V229H43ZM51 231V232H52ZM70 231V232H71ZM46 232H41L40 234H45ZM50 232V233H51ZM69 232V233H70ZM74 232H72V234L74 233ZM50 233L48 232L47 234H49L50 235ZM53 233V232H52ZM38 234V233H37ZM40 234H38V235H40ZM53 235V234H52ZM56 235V234H55ZM169 235V234H168ZM12 236L14 237V235L12 234ZM41 237H42V235H40ZM44 236V235H43ZM45 236H47V235H45ZM54 236V235H53ZM74 236V235H73ZM76 236V235H75ZM145 236V235H144ZM162 236V235H161ZM166 237V236H165ZM8 238V239H9ZM23 238V237H22ZM38 238V237H37ZM50 239V238H49ZM74 239V238H73ZM22 240V239H21ZM24 240V239H23ZM37 240V239H36ZM51 240H53V239H51ZM75 240V241H76ZM12 241H13V239H12ZM49 242H50V240H49ZM32 243V242H31ZM77 243H75V245L77 244ZM156 243V242H155ZM167 243V242H166ZM68 244V243H67ZM150 244V243H149ZM181 244V243H180ZM48 245H50V244H48V242H42L41 243V248L42 247H48ZM58 246V245H57ZM68 246H69V244H68ZM39 247H40V245H39ZM75 247V246H74ZM144 247V246H143ZM69 248H71V247H69ZM113 248V249H114ZM4 249V248H3ZM59 249V248H58ZM98 249H100V251L98 250ZM104 249H103V251H104ZM114 249V250H115ZM53 250V249H52ZM55 250V249H54ZM66 250H68V249H66ZM143 250H144V248H143ZM14 251V250H13ZM65 251V250H64ZM159 251V250H158ZM9 252V251H8ZM66 252V251H65ZM68 252V251H67ZM114 252V251H113ZM186 252V251H185ZM19 253H22V255L20 256L19 255ZM39 254V253H38ZM65 254H67V255H65ZM112 254H114V253H112ZM152 254H153V252H152ZM160 254V253H159ZM193 254V253H192ZM191 254V255H192ZM205 254V253H204ZM213 255V254H212ZM11 256V255H10ZM111 256V255H110ZM115 256V257H116ZM198 256V255H197ZM14 257V256H13ZM112 259V258H111ZM188 259V258H187ZM186 259V260H187ZM202 259V258H201ZM37 260V259H36ZM110 260V259H109ZM168 260V259H167ZM190 260V259H189ZM198 260H199V257H198ZM203 260V259H202ZM48 261V263H46ZM192 261V260H191ZM201 261V260H200ZM159 262V261H158ZM52 263V264H53ZM70 263V262H69ZM113 263V264H114ZM160 263V262H159ZM198 263V262H197ZM40 264H42V263H40ZM204 264V263H203Z\"/></svg>",
  "mask_w": 264,
  "mask_h": 264
}]
</instances>
